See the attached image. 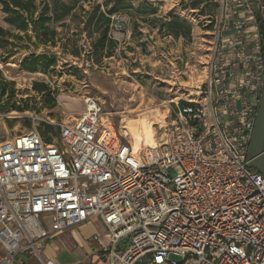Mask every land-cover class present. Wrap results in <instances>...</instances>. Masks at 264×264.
<instances>
[{
    "label": "built area",
    "instance_id": "1",
    "mask_svg": "<svg viewBox=\"0 0 264 264\" xmlns=\"http://www.w3.org/2000/svg\"><path fill=\"white\" fill-rule=\"evenodd\" d=\"M219 4L206 76L153 146L120 140L92 97L74 118L43 121L52 142L36 129L0 142V264L40 259L90 219L103 226L99 264H264V177L247 167L264 2Z\"/></svg>",
    "mask_w": 264,
    "mask_h": 264
},
{
    "label": "rangeland",
    "instance_id": "2",
    "mask_svg": "<svg viewBox=\"0 0 264 264\" xmlns=\"http://www.w3.org/2000/svg\"><path fill=\"white\" fill-rule=\"evenodd\" d=\"M91 1L105 2L109 9L116 0ZM117 1L119 10L111 18L115 23L109 33L116 45L109 57L104 53L87 59L89 45L84 39L78 43L79 58L62 54L59 44L47 50L40 47L35 55L46 52L56 62L45 71L38 68L31 73L20 63L32 48L11 57L7 52L16 50L0 49V142L32 129L52 142L57 131L49 124L52 130L43 132V121L76 117L86 97L102 105L120 140L132 144L123 134L122 122L143 115L153 124L151 141H158L174 117V103L192 99L206 76L219 0ZM174 20L182 24H173ZM0 26L6 28L1 13ZM8 43L14 42L8 39ZM156 118L162 119V125ZM169 261L181 263L174 256Z\"/></svg>",
    "mask_w": 264,
    "mask_h": 264
},
{
    "label": "trees",
    "instance_id": "3",
    "mask_svg": "<svg viewBox=\"0 0 264 264\" xmlns=\"http://www.w3.org/2000/svg\"><path fill=\"white\" fill-rule=\"evenodd\" d=\"M118 2L113 1L108 9L105 2L96 4L91 0H0L2 23L6 27L0 26V49L16 50L7 52L11 57L19 50L32 48L33 52L20 63V68L31 73L38 68L45 71L56 62V57L48 58L45 51L35 55L40 47L47 50L59 44L62 54L79 58L82 49L78 43L84 39L89 45L87 59L89 56L97 59L104 53L109 57L116 45L109 33L115 23L111 18L119 10ZM173 24L182 23L174 20ZM259 36L264 56V21L259 23ZM8 39L14 43L9 44ZM43 126V132L52 130L48 125ZM42 136L49 142L48 137Z\"/></svg>",
    "mask_w": 264,
    "mask_h": 264
},
{
    "label": "crops",
    "instance_id": "4",
    "mask_svg": "<svg viewBox=\"0 0 264 264\" xmlns=\"http://www.w3.org/2000/svg\"><path fill=\"white\" fill-rule=\"evenodd\" d=\"M100 235H103L100 221L90 219L47 241L40 259L17 255L12 264H41L46 260L54 264H99L96 259L99 247L95 237Z\"/></svg>",
    "mask_w": 264,
    "mask_h": 264
},
{
    "label": "water",
    "instance_id": "5",
    "mask_svg": "<svg viewBox=\"0 0 264 264\" xmlns=\"http://www.w3.org/2000/svg\"><path fill=\"white\" fill-rule=\"evenodd\" d=\"M247 167L264 177V63L261 96L247 151Z\"/></svg>",
    "mask_w": 264,
    "mask_h": 264
},
{
    "label": "bare ground",
    "instance_id": "6",
    "mask_svg": "<svg viewBox=\"0 0 264 264\" xmlns=\"http://www.w3.org/2000/svg\"><path fill=\"white\" fill-rule=\"evenodd\" d=\"M157 123L162 125V119H157ZM123 134L128 135L132 142L134 150H140L143 147L153 146L156 144V141L152 142L153 130L152 122L146 117H139L138 119H126L122 122Z\"/></svg>",
    "mask_w": 264,
    "mask_h": 264
}]
</instances>
